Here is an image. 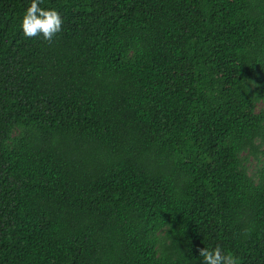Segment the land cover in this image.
<instances>
[{"label": "trees", "instance_id": "16d2710c", "mask_svg": "<svg viewBox=\"0 0 264 264\" xmlns=\"http://www.w3.org/2000/svg\"><path fill=\"white\" fill-rule=\"evenodd\" d=\"M0 0V264H264V0Z\"/></svg>", "mask_w": 264, "mask_h": 264}, {"label": "clouds", "instance_id": "9594fccd", "mask_svg": "<svg viewBox=\"0 0 264 264\" xmlns=\"http://www.w3.org/2000/svg\"><path fill=\"white\" fill-rule=\"evenodd\" d=\"M62 13L56 7L42 6V0H29L20 19L25 37L51 40L62 30ZM203 264H238V257L220 244L199 250Z\"/></svg>", "mask_w": 264, "mask_h": 264}]
</instances>
